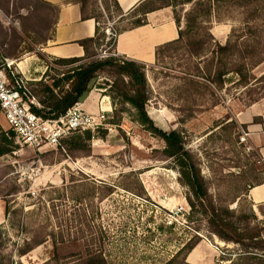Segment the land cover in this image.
I'll list each match as a JSON object with an SVG mask.
<instances>
[{
	"label": "rangeland",
	"instance_id": "374dc122",
	"mask_svg": "<svg viewBox=\"0 0 264 264\" xmlns=\"http://www.w3.org/2000/svg\"><path fill=\"white\" fill-rule=\"evenodd\" d=\"M31 6L37 8L31 10ZM190 7L184 5L183 10L177 7L176 11L184 16ZM53 12L37 0H0V59L22 62L19 77L33 96L31 84L50 82L51 76L68 69L55 65L53 60L47 61L41 56V46L35 43L36 39L41 42L50 36ZM245 15L247 11L224 3L221 19H213L211 27L229 26L228 37L233 41L244 32ZM17 36L22 40L18 41ZM12 44H18L17 58L5 57ZM263 49L264 44L259 45L252 54L254 62L245 66L244 71L252 81L248 86L241 84L235 73H229L221 88L212 87L215 91H211L203 87L206 82L202 78L197 79L202 84L195 88L186 84L180 65L185 62L181 59L184 52L177 53L171 48L161 63L149 69L146 110L156 127L182 133L186 149L199 159L201 176L209 182L213 200L225 201L236 215H248L250 225L258 226L264 237V201H255L252 189L246 197L237 199L240 195L234 190L240 186L243 192L255 183L249 177L252 164L262 178L264 167L257 163L254 153L245 152L244 146L223 144L216 137L221 125L233 122L240 132L255 127L252 140L257 146L264 145V117L252 121L237 119L238 113L264 99ZM104 50L103 45L98 46L99 57ZM107 81L111 82V78L100 76L80 101L83 110L89 113L98 111L94 99L88 97L90 94L99 95L100 102L104 99L112 107L107 113L106 127L89 131V155L77 153L73 157L50 147L37 151L16 144L15 136L0 115V143L2 135L12 141V152L0 157V260L3 264L45 263L55 253L52 238L46 237L53 232L57 239L63 236L71 241L59 246L57 260L61 264L78 262V257L97 249L109 264H167L187 243L195 241L193 251L202 241L206 242L211 249L200 248L198 252L205 258L210 256L212 264H227L221 262L223 255L234 257L239 247L220 241L209 232L206 218L200 212L190 211V190L182 182L174 159L162 153L165 142L141 123L130 105L117 100V105L113 103L108 87L103 85ZM253 99L257 101L251 104ZM84 133L71 136L84 137ZM236 155L240 156V167ZM242 175L249 178L247 184ZM9 193L12 195L5 198ZM260 194L264 197V191ZM7 202L12 211H21L24 230L12 227L5 216ZM172 214L176 222L168 225ZM33 232L42 233L46 242L20 256L18 250ZM192 252L187 262L191 261Z\"/></svg>",
	"mask_w": 264,
	"mask_h": 264
},
{
	"label": "trees",
	"instance_id": "16d2710c",
	"mask_svg": "<svg viewBox=\"0 0 264 264\" xmlns=\"http://www.w3.org/2000/svg\"><path fill=\"white\" fill-rule=\"evenodd\" d=\"M76 1L82 5V18L87 19L89 16L86 7L91 4L94 5L96 3L95 0ZM37 2L53 9V17L59 11V8L41 0H37ZM148 3L147 11L150 12L166 7H173L174 9L180 7L183 10L184 5H191L190 9L184 13V16H182L180 11L175 10V21L179 28V38L175 42L156 49V64L161 63L164 55L168 51L170 52L171 48H175L177 53L180 51L184 52L181 59L185 62L180 64L185 72V78L183 79L192 88L202 84L197 80L202 78L206 82L203 87L211 88V91H215L212 87L221 88L220 86L224 84L225 77L229 73H235L239 77V82L243 85L248 86L252 82L251 78L248 77L250 75H247L244 70L248 62H254L252 54L257 50L258 46L264 44L262 41L264 40V0H150ZM224 3L247 11V15L242 18L244 32L233 41L228 38L227 42L221 45L211 35L210 29L213 19L216 21L221 19L219 17L220 10ZM36 8L37 6H31V10ZM110 8L118 11L117 3L114 0H111L109 5L104 6L107 18L109 17ZM95 19L102 24L103 31L98 28L95 38L79 42L84 48L85 56L83 58L54 59L55 65L67 67L68 69L62 73L58 72L54 76H49L50 78L45 75L50 79V82L43 80L37 82V84L33 83L30 85L31 92L38 98L42 106V109L37 112L44 118H57L64 115L75 103L82 100L91 85L100 76L107 75L110 77L111 82L107 81L103 85L108 87V96H110L113 103L115 104L117 100L120 104L130 105L141 123L147 126L151 133L156 134L165 142L166 147L162 153L165 157L174 159L179 168L182 182L190 190L191 196L188 199L190 211L200 212L207 220L209 232L217 236L220 241L226 244H235L239 247L234 257L225 253L221 258V262L224 261L227 264H264V237L258 226L250 225L251 221L249 222L248 215H236L235 211L228 208V204L225 201L213 200V197L209 194V182L205 181L203 176H201L199 159L186 149L182 133L175 130L165 132L156 127L147 112L146 105L149 101L150 89L146 66L139 62L118 57L115 53V42L119 31L112 28L110 30L111 33L105 32L107 22L103 14L96 16ZM143 23L144 21L138 20L135 25L140 26ZM54 24L53 18L52 25ZM22 26L24 32H26L24 21ZM51 32L52 34L48 38H44L41 42L36 39L35 43L41 47L44 46L53 36V26ZM17 39L18 41L22 40L18 36ZM18 44H12V49L6 53L5 57H19ZM101 45L104 46V52L108 54L107 57L98 56L97 48ZM211 48H213V51H210ZM249 48L250 51H248ZM261 53H264V49ZM262 60L264 61V56ZM252 65H255V63ZM206 68L207 71H205ZM256 101V99H253L251 104ZM0 115L2 116L1 108ZM219 131L216 132V137L222 140L223 144H229L230 146L238 144L240 131L235 123H224L220 126ZM11 134L14 135L12 131ZM90 139L91 133L88 131L84 133V137H66L61 139L59 144L50 148L61 154L67 155V153H70L73 157L77 156V153L89 155L91 149L87 142ZM2 142L4 145H2ZM241 146L243 148V145ZM11 147L12 141L8 140V136L2 135L0 157L11 153ZM236 156L239 157L238 166L240 167V156ZM253 163L256 162L253 161ZM254 165H251L249 177L255 183L248 185L243 192H240V186L235 187L236 195H240L236 196L237 199L242 196L246 197L248 190L264 184V177L262 178L261 175L257 174ZM242 177L247 184L249 178L246 175H242ZM11 195L9 193L4 197L7 198ZM236 198L232 202H235ZM8 203L5 206V216L11 221L12 227L24 230L26 227L20 222L21 211H12ZM31 236V239L25 241L20 250H18L20 256H25L34 248L46 242L42 233L33 232ZM46 237L52 238L51 241L55 253L53 258L43 264H61L57 260L59 246L70 244L71 241L66 240L63 236L57 239L53 232L46 234ZM196 245L197 241L187 243L167 264H189L187 257ZM98 251L100 249H97L95 253L82 255L78 257V262L75 260L71 263L109 264L101 252L98 253ZM0 264H3V260H0Z\"/></svg>",
	"mask_w": 264,
	"mask_h": 264
},
{
	"label": "crops",
	"instance_id": "0c3cea01",
	"mask_svg": "<svg viewBox=\"0 0 264 264\" xmlns=\"http://www.w3.org/2000/svg\"><path fill=\"white\" fill-rule=\"evenodd\" d=\"M41 1L59 8L58 13L54 14L53 17L55 24L53 25L52 38L44 46L39 47L41 55L47 61L56 58H83L85 51L79 42L95 38L98 28L103 31L102 24L95 19L96 16L103 14L107 22L105 32L112 28L119 31L115 42L116 55L145 65L147 79L150 82L149 69L156 67V49L175 42L179 38V28L175 21L176 9L166 7L153 12L147 11L150 0H114L117 3L118 11L110 8L108 18L104 6L109 5L111 0H95L94 5L91 4L86 7L89 16L87 19L82 18V5L77 3L76 0ZM138 20L144 21V23L136 26L135 23ZM210 33L223 45L229 38L230 27L215 24L211 27ZM88 97L94 99L99 111V95L93 96L90 94ZM261 117H264V99L237 115V119L246 121ZM261 191H264V184L253 188L251 191L257 202L264 201V197H261L262 193L260 194ZM200 248L207 251L211 249L206 242L202 241L190 255L189 259L191 261L188 263L212 264L209 260L210 256L205 258L206 256H203L201 251L198 252Z\"/></svg>",
	"mask_w": 264,
	"mask_h": 264
},
{
	"label": "built area",
	"instance_id": "2783aa9c",
	"mask_svg": "<svg viewBox=\"0 0 264 264\" xmlns=\"http://www.w3.org/2000/svg\"><path fill=\"white\" fill-rule=\"evenodd\" d=\"M110 30H107L108 34L111 33ZM107 56L106 52L101 55V57ZM15 62V60L0 59V108L5 122L15 136L16 144L40 151L56 146L61 139L75 133L95 132L106 127L107 113L112 111V107L110 102L106 104L104 99L99 101L97 113L84 111L82 103L77 102L64 115L44 118L37 112L42 109L41 104L19 77L20 68L14 64ZM14 65L17 68H13ZM105 99L109 101V98L105 97ZM253 129L255 127L242 129L238 144L244 146L245 152L254 153L257 163L264 167V145L254 144L252 137L257 130ZM174 217L173 214L170 215V219L167 220L168 225L176 222Z\"/></svg>",
	"mask_w": 264,
	"mask_h": 264
},
{
	"label": "bare ground",
	"instance_id": "6f19581e",
	"mask_svg": "<svg viewBox=\"0 0 264 264\" xmlns=\"http://www.w3.org/2000/svg\"><path fill=\"white\" fill-rule=\"evenodd\" d=\"M14 64H16L18 66V68H19L20 67V64H22V62H20V63H18V62L16 63L15 62Z\"/></svg>",
	"mask_w": 264,
	"mask_h": 264
}]
</instances>
